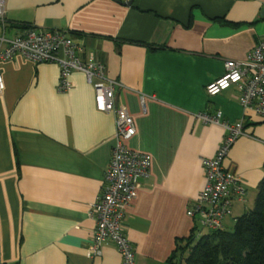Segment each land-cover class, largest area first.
<instances>
[{"label":"crops","instance_id":"obj_1","mask_svg":"<svg viewBox=\"0 0 264 264\" xmlns=\"http://www.w3.org/2000/svg\"><path fill=\"white\" fill-rule=\"evenodd\" d=\"M5 0L0 37L57 30L81 40L119 83L133 117L127 149L151 156L123 229L137 264H168L197 220L187 215L211 159L205 0ZM60 67L20 57L0 63V264H122L116 247L88 256L90 206L105 187L114 113L96 107L82 72L59 90Z\"/></svg>","mask_w":264,"mask_h":264},{"label":"built area","instance_id":"obj_2","mask_svg":"<svg viewBox=\"0 0 264 264\" xmlns=\"http://www.w3.org/2000/svg\"><path fill=\"white\" fill-rule=\"evenodd\" d=\"M4 15L5 0H0V21ZM18 57L35 64H58L61 70L60 91L71 88L72 73H84L95 88L97 109L115 114L117 141L105 174V187L89 209V216L95 220L96 228L88 246V256L101 257L104 246L112 244L121 255L122 264H137L135 251L122 224L127 208L136 197L139 179L148 176L150 172L151 156L131 151L124 144L136 134V125L127 109L116 105L115 91L119 83L107 77L105 65L94 54L87 52L81 40L62 31H35L28 28L14 39L0 37V63ZM4 90L5 82L0 73V95ZM206 92L208 95V86ZM200 118L203 123L210 124L208 114H201ZM203 168L204 188L187 215L197 220L202 231L214 232L211 159L203 160Z\"/></svg>","mask_w":264,"mask_h":264},{"label":"trees","instance_id":"obj_3","mask_svg":"<svg viewBox=\"0 0 264 264\" xmlns=\"http://www.w3.org/2000/svg\"><path fill=\"white\" fill-rule=\"evenodd\" d=\"M168 264H215L214 232L195 228L189 238L178 241Z\"/></svg>","mask_w":264,"mask_h":264},{"label":"water","instance_id":"obj_4","mask_svg":"<svg viewBox=\"0 0 264 264\" xmlns=\"http://www.w3.org/2000/svg\"><path fill=\"white\" fill-rule=\"evenodd\" d=\"M117 1H119V0H117ZM132 3H133V0L129 1L128 4L127 3H123V4H125V5H131Z\"/></svg>","mask_w":264,"mask_h":264},{"label":"rangeland","instance_id":"obj_5","mask_svg":"<svg viewBox=\"0 0 264 264\" xmlns=\"http://www.w3.org/2000/svg\"><path fill=\"white\" fill-rule=\"evenodd\" d=\"M203 232H204V233H207V231H206V230H204Z\"/></svg>","mask_w":264,"mask_h":264}]
</instances>
